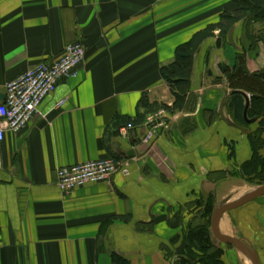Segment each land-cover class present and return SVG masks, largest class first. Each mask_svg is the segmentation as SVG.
<instances>
[{"label":"crops","instance_id":"obj_1","mask_svg":"<svg viewBox=\"0 0 264 264\" xmlns=\"http://www.w3.org/2000/svg\"><path fill=\"white\" fill-rule=\"evenodd\" d=\"M224 10H233L231 0H0V102L7 82L53 63L69 44L85 48L78 77L60 81L27 127L2 143L0 264H113L111 253L129 264H178L198 202L211 199L215 210L262 186L241 175L257 124H237L220 71L243 51L250 73L264 69V43L247 51L243 22L221 48L217 31L202 44L185 109L166 112L149 143L142 125L125 137L113 127L117 116L135 118L143 96L173 106L160 69ZM106 158L123 160L128 175L58 192L59 168ZM216 228L264 264V195L219 216ZM220 247L224 264H253L241 249Z\"/></svg>","mask_w":264,"mask_h":264},{"label":"trees","instance_id":"obj_2","mask_svg":"<svg viewBox=\"0 0 264 264\" xmlns=\"http://www.w3.org/2000/svg\"><path fill=\"white\" fill-rule=\"evenodd\" d=\"M232 11L224 10L219 15V21L195 33L191 39L179 45L175 49V61L169 66L160 69V76L169 87L173 96V106L168 107L161 103H151L143 96L137 104L134 119L117 116L113 127L120 129L126 125L141 126L147 115L164 110L168 113L182 111L186 97L190 91L193 62L196 53L202 44L209 38H213L218 32L216 48H221L226 43L227 37L235 23L243 22L244 37L248 40L247 51H255L259 32L256 28L259 23H264V0H231ZM246 52L235 55L231 66H221L222 77L225 78L228 89L231 91L229 108L237 124L248 126L243 118L245 99L243 94L249 97V109L247 118L254 120L257 129L248 136L251 148V157L241 167V175L247 182L256 180L257 185H264V156L260 155L264 148V69L250 73L247 69ZM113 133V132H112ZM108 134L111 137L113 134ZM199 221L186 225L182 233V249L177 253L178 264H224L222 260L223 250L216 246L210 234V219L213 208L211 199L197 203ZM114 219V218H113ZM110 221V220H109ZM112 221V219H111ZM110 221V222H111ZM200 222V223H199ZM113 264H129L128 260L116 253H111Z\"/></svg>","mask_w":264,"mask_h":264},{"label":"built area","instance_id":"obj_3","mask_svg":"<svg viewBox=\"0 0 264 264\" xmlns=\"http://www.w3.org/2000/svg\"><path fill=\"white\" fill-rule=\"evenodd\" d=\"M84 57L85 48L81 43L69 44L53 63L37 64L5 84L4 99L0 102V168L1 146L6 134L17 135L23 131L60 81L77 78ZM65 103L62 100L55 108L61 109ZM166 121L167 113L164 110L147 115L142 124L146 132L142 142L149 143L165 127ZM132 129L134 126L129 124L120 128L118 133L125 137ZM128 173L123 160L106 158L89 161L59 168L56 172V187L60 194L69 195L90 185L109 182L116 174L127 176Z\"/></svg>","mask_w":264,"mask_h":264},{"label":"water","instance_id":"obj_4","mask_svg":"<svg viewBox=\"0 0 264 264\" xmlns=\"http://www.w3.org/2000/svg\"><path fill=\"white\" fill-rule=\"evenodd\" d=\"M243 97L245 99L243 118L248 124H251L254 122V120H249L247 118V112L249 109V97L246 94H243ZM125 155L128 157H132L133 152L129 151ZM263 195H264V185L261 186L260 188H258L250 196H248L244 199H241V200L233 202L231 204L216 208L213 211V213L211 215V219H210V232H211V234L221 243L228 245V246H231V247H234V248L241 249L247 255V257L252 261L253 264H259L255 253L247 245H245L243 242H241L240 240L229 238V237L219 233L217 228H216V221H217V218L219 216H221L222 214L227 213L231 210L237 209V208H239V207H241V206L257 199V198L262 197Z\"/></svg>","mask_w":264,"mask_h":264},{"label":"rangeland","instance_id":"obj_5","mask_svg":"<svg viewBox=\"0 0 264 264\" xmlns=\"http://www.w3.org/2000/svg\"><path fill=\"white\" fill-rule=\"evenodd\" d=\"M239 23V22H238ZM238 23H235V24H238ZM256 28H258L259 30V32H257V34H258V40H262V37H263V39H264V23H259L258 24V26H256ZM243 35H244V31H243ZM264 41V40H263ZM259 43V41L257 42V44ZM246 44L248 45V40H247V42H246ZM255 132V131H254ZM253 132V133H254ZM248 184H250V185H252V186H254V187H258V186H260V185H257V181L256 180H251L250 179V182H247ZM256 189V188H255ZM256 191V190H255ZM63 195H65V194H63ZM192 223L193 224H197V220H196V222H195V220H192ZM200 223V222H199ZM209 230H210V227H209ZM210 234H211V232H210ZM211 237H212V239H214V236L211 234ZM213 242H215L214 244L216 245V246H218L219 248H221L220 247V244H223V243H221L220 241H218L217 239L215 240L214 239V241ZM227 246V245H226ZM223 256V255H222Z\"/></svg>","mask_w":264,"mask_h":264}]
</instances>
